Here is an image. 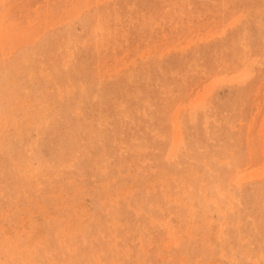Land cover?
I'll return each instance as SVG.
<instances>
[{
    "label": "rangeland",
    "instance_id": "374dc122",
    "mask_svg": "<svg viewBox=\"0 0 264 264\" xmlns=\"http://www.w3.org/2000/svg\"><path fill=\"white\" fill-rule=\"evenodd\" d=\"M0 264H264V0H0Z\"/></svg>",
    "mask_w": 264,
    "mask_h": 264
}]
</instances>
